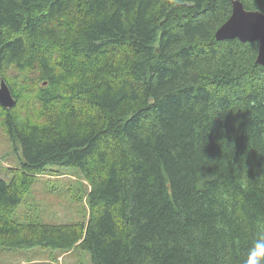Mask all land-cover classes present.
Listing matches in <instances>:
<instances>
[{
    "label": "trees",
    "instance_id": "trees-1",
    "mask_svg": "<svg viewBox=\"0 0 264 264\" xmlns=\"http://www.w3.org/2000/svg\"><path fill=\"white\" fill-rule=\"evenodd\" d=\"M235 0H0V247L92 264H244L264 221V67L217 41ZM264 14V0H239ZM88 183L84 223L11 215L46 166Z\"/></svg>",
    "mask_w": 264,
    "mask_h": 264
},
{
    "label": "rangeland",
    "instance_id": "rangeland-1",
    "mask_svg": "<svg viewBox=\"0 0 264 264\" xmlns=\"http://www.w3.org/2000/svg\"><path fill=\"white\" fill-rule=\"evenodd\" d=\"M22 147L13 144L0 130V180L9 184L10 169L20 165ZM89 186L77 168L46 166L24 194L11 220L20 224L84 223L88 217ZM0 264H92L91 254L85 250L63 251L53 248L0 247Z\"/></svg>",
    "mask_w": 264,
    "mask_h": 264
},
{
    "label": "water",
    "instance_id": "water-1",
    "mask_svg": "<svg viewBox=\"0 0 264 264\" xmlns=\"http://www.w3.org/2000/svg\"><path fill=\"white\" fill-rule=\"evenodd\" d=\"M215 39L217 41L237 39L242 43L257 42L256 63L264 67V14L258 11H247L239 0H235L230 17L217 29ZM14 104L15 100L8 86L1 79L0 105L9 108Z\"/></svg>",
    "mask_w": 264,
    "mask_h": 264
},
{
    "label": "clouds",
    "instance_id": "clouds-1",
    "mask_svg": "<svg viewBox=\"0 0 264 264\" xmlns=\"http://www.w3.org/2000/svg\"><path fill=\"white\" fill-rule=\"evenodd\" d=\"M258 223L257 238L249 248L244 264H264V221Z\"/></svg>",
    "mask_w": 264,
    "mask_h": 264
},
{
    "label": "bare ground",
    "instance_id": "bare-ground-1",
    "mask_svg": "<svg viewBox=\"0 0 264 264\" xmlns=\"http://www.w3.org/2000/svg\"><path fill=\"white\" fill-rule=\"evenodd\" d=\"M13 96V95H12ZM16 102V101H15ZM1 106V105H0Z\"/></svg>",
    "mask_w": 264,
    "mask_h": 264
}]
</instances>
